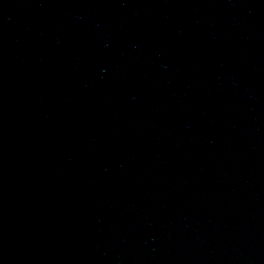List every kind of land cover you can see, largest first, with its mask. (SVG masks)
<instances>
[{
	"label": "water",
	"instance_id": "1",
	"mask_svg": "<svg viewBox=\"0 0 264 264\" xmlns=\"http://www.w3.org/2000/svg\"><path fill=\"white\" fill-rule=\"evenodd\" d=\"M0 264H264V0H156Z\"/></svg>",
	"mask_w": 264,
	"mask_h": 264
}]
</instances>
